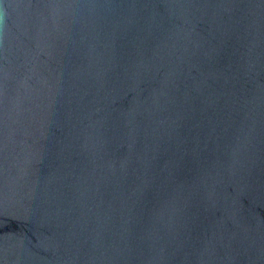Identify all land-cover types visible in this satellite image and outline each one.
I'll return each instance as SVG.
<instances>
[{
    "label": "water",
    "instance_id": "obj_1",
    "mask_svg": "<svg viewBox=\"0 0 264 264\" xmlns=\"http://www.w3.org/2000/svg\"><path fill=\"white\" fill-rule=\"evenodd\" d=\"M0 264H264V0H0Z\"/></svg>",
    "mask_w": 264,
    "mask_h": 264
}]
</instances>
